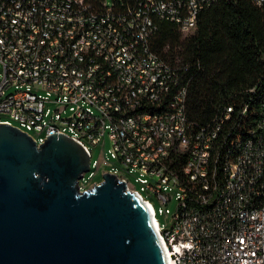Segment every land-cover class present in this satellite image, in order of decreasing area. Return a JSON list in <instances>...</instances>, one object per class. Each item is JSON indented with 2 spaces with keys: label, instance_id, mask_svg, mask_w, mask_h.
Instances as JSON below:
<instances>
[{
  "label": "built area",
  "instance_id": "1",
  "mask_svg": "<svg viewBox=\"0 0 264 264\" xmlns=\"http://www.w3.org/2000/svg\"><path fill=\"white\" fill-rule=\"evenodd\" d=\"M216 1L0 0V122L36 146L63 134L89 168L109 166L147 204L167 264H264V100L253 129L224 137L231 108L212 123L189 119L187 66L150 45L157 20L187 36ZM106 139L113 161L91 162L89 144ZM83 176L79 191L97 183Z\"/></svg>",
  "mask_w": 264,
  "mask_h": 264
},
{
  "label": "water",
  "instance_id": "2",
  "mask_svg": "<svg viewBox=\"0 0 264 264\" xmlns=\"http://www.w3.org/2000/svg\"><path fill=\"white\" fill-rule=\"evenodd\" d=\"M46 136L0 122V264H167L138 194L108 172L79 191L89 156Z\"/></svg>",
  "mask_w": 264,
  "mask_h": 264
},
{
  "label": "trees",
  "instance_id": "3",
  "mask_svg": "<svg viewBox=\"0 0 264 264\" xmlns=\"http://www.w3.org/2000/svg\"><path fill=\"white\" fill-rule=\"evenodd\" d=\"M113 1L121 8L136 0ZM157 25L152 50L170 64L188 68V118L212 123L230 107L221 128L224 137L253 129L263 114L264 6L217 0L198 13L195 30L187 36L170 21L157 20Z\"/></svg>",
  "mask_w": 264,
  "mask_h": 264
},
{
  "label": "rangeland",
  "instance_id": "4",
  "mask_svg": "<svg viewBox=\"0 0 264 264\" xmlns=\"http://www.w3.org/2000/svg\"><path fill=\"white\" fill-rule=\"evenodd\" d=\"M106 2H110L111 0H105ZM182 38V36H181ZM176 61H179L178 57H176L175 59ZM89 148L91 151V162L95 159H97L99 156L103 155V157H106L108 160L113 161V159L111 158L109 149H110V145L108 140H105V143L103 145V147L99 146V145H92L89 144ZM109 168V166L104 165L102 167L99 168H95L93 166H90V168L88 170H86L84 172V176L83 179L81 180L82 182L87 180V183H85V187H90L92 184L91 182H99L102 179V174L103 172L107 171ZM94 171V175L90 178L89 177V172ZM129 181V185L130 187H134V188H139V183L134 181L133 176L130 175H125ZM143 195H146L145 192H142ZM149 201L152 203L154 209L156 210V217L158 218V220L160 222H164L165 220H169V217L164 215L163 213L159 212V209H162L164 206L161 204V202L159 200L156 199V197L154 196H149ZM176 206V199L174 197H172L170 199V201L165 205V207H167L169 209L170 212H172L174 210Z\"/></svg>",
  "mask_w": 264,
  "mask_h": 264
}]
</instances>
